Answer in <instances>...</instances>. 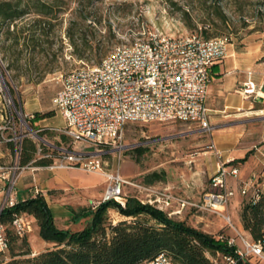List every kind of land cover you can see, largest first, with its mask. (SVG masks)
<instances>
[{
	"label": "rangeland",
	"instance_id": "obj_1",
	"mask_svg": "<svg viewBox=\"0 0 264 264\" xmlns=\"http://www.w3.org/2000/svg\"><path fill=\"white\" fill-rule=\"evenodd\" d=\"M6 1L15 0H0V3ZM43 1L55 5L53 18L32 14L18 21L16 29L11 26V34L20 38L19 45H14V40L4 31L0 34V69L6 84L4 88L0 84V108L3 96L11 94L17 110L22 106L24 114L54 113L47 119L32 121L33 127L63 126L53 106L63 79L80 67L100 64L116 45L124 43L118 35L128 31L138 33L146 28L167 36L221 37L228 40L229 50L232 47L237 50L261 47L264 50V0L222 1L220 6L227 16L226 23L210 8L214 0ZM43 138L49 142L57 141L55 134ZM211 139L210 134L185 123L130 124L124 133L123 144L127 149L121 155H108L104 170L109 174L119 173L132 183L124 188L126 203L130 197L146 202L149 196L161 198V203L163 197L159 194L202 201L218 163L226 161L210 146ZM252 153L246 155L247 159ZM234 160L241 177L230 179V185L238 191L241 181H246L251 174L246 171L244 162H239L241 159ZM253 169L255 175H260L263 167L260 164ZM32 173L39 172L27 170L18 180L16 190L20 196L24 193V180L31 181ZM68 176L71 184L50 187L41 195L54 215L57 228L79 232L88 225L89 218L78 221V215L101 200L103 195L97 191L104 193L106 179L77 169L69 170ZM92 185L98 189L84 188ZM247 201V197L237 192L228 210L233 223L243 232L247 231L243 228L241 213ZM27 219L31 230L23 237L12 236L13 229L6 226L11 235L10 246L0 257L1 262H9L14 255L17 259L24 258L22 255L28 251L31 254L26 257H33L54 248L53 244L40 238L38 221L29 215ZM142 219L154 223L146 217ZM171 219L213 237L234 235L222 217L209 212L188 207ZM124 220L129 219L114 209L108 211V222L112 225Z\"/></svg>",
	"mask_w": 264,
	"mask_h": 264
},
{
	"label": "built area",
	"instance_id": "obj_2",
	"mask_svg": "<svg viewBox=\"0 0 264 264\" xmlns=\"http://www.w3.org/2000/svg\"><path fill=\"white\" fill-rule=\"evenodd\" d=\"M118 44L100 64L83 66L69 73L53 100L54 111L63 121L62 127H33L34 114L17 110L11 94L3 96L0 108V214L18 204L17 184L27 171L81 170L106 179V189L100 201H115L125 207L124 188L132 185L119 173L105 172L108 155H121L124 133L130 124L185 123L212 134L207 101L212 83V68L229 55L225 38L206 39L196 34L167 36L143 28L118 35ZM0 72L2 73L1 69ZM3 75V73H2ZM6 87L4 76L0 79ZM253 82L246 83L243 93L252 95ZM3 92V89H1ZM43 132L55 134L57 141L49 142ZM32 141L36 158L21 166L22 144ZM43 163V164H40ZM235 160L219 162L210 178L209 189L200 203L189 204L168 194H159L167 206L180 204L181 214L187 206L200 212L222 217L234 235L218 236L229 253L206 251L213 264H256L264 262V239L255 241L233 223L228 213L237 192L252 203L264 195V165L260 175L241 181L237 191L230 179H240ZM38 193L34 187L32 190ZM23 213L16 215L11 228L18 237L31 230ZM8 247L6 227L0 224V252ZM142 264H173L164 253Z\"/></svg>",
	"mask_w": 264,
	"mask_h": 264
},
{
	"label": "trees",
	"instance_id": "obj_3",
	"mask_svg": "<svg viewBox=\"0 0 264 264\" xmlns=\"http://www.w3.org/2000/svg\"><path fill=\"white\" fill-rule=\"evenodd\" d=\"M222 1L224 0H214L210 8L226 23L227 16L220 6ZM54 7L53 3L43 0L1 2L0 34L4 31L14 40V45H19L20 38L11 34V26L16 29L18 21L32 14L51 19L54 16ZM85 18L87 19V16ZM34 116V121H38L52 117L54 113L41 115L38 112ZM47 134L51 133L43 132L41 136ZM36 153V145L30 140H24L21 166H28L36 158ZM246 160L247 157L239 162ZM110 209L116 210L129 220L112 225L108 222ZM23 213L38 221L40 238L53 244L54 248L33 257H26L31 254L29 251L24 253L22 256L25 257L21 259L14 255L9 262L0 261V264H142L161 253L166 254L173 264H213L205 255L207 250L212 253L231 252L218 237L203 233L184 222L175 221L163 211L143 204L133 197L127 199L125 207L115 201H108L96 209L84 210L77 220L89 218V222L79 232L57 228L54 215L42 195L19 201L14 207L4 209L0 214V224L10 226L14 217ZM143 217L154 223L142 219ZM241 221L244 230L253 240L264 239V195L256 203L247 201L244 204ZM6 235L8 247L4 252H0V257L10 246L11 235L9 236L7 228ZM12 236L16 237L14 233Z\"/></svg>",
	"mask_w": 264,
	"mask_h": 264
},
{
	"label": "crops",
	"instance_id": "obj_4",
	"mask_svg": "<svg viewBox=\"0 0 264 264\" xmlns=\"http://www.w3.org/2000/svg\"><path fill=\"white\" fill-rule=\"evenodd\" d=\"M249 81L254 83L255 91L252 95H245L243 89ZM207 106L214 128L210 146L214 151L220 152L226 161L244 159L253 152L244 165L251 176L255 175L253 168L264 165V50L261 47H247L245 50L232 47L228 57L213 66ZM38 172L32 173V180L28 183V179L24 180L23 195L20 196L17 192L18 202L35 198L50 187L71 184L68 171ZM34 187L39 191L37 194L32 191ZM84 188L98 189L95 185ZM97 194L103 195L102 190L97 191ZM156 198L149 196L148 201H140L163 211L169 218L181 210L176 201H171L167 206L164 199L160 203L161 198ZM174 198L189 204L201 202V199L191 201L181 197ZM158 203L159 206H155ZM188 207L190 208H186Z\"/></svg>",
	"mask_w": 264,
	"mask_h": 264
},
{
	"label": "water",
	"instance_id": "obj_5",
	"mask_svg": "<svg viewBox=\"0 0 264 264\" xmlns=\"http://www.w3.org/2000/svg\"><path fill=\"white\" fill-rule=\"evenodd\" d=\"M0 79H1V81H3V75L1 72H0Z\"/></svg>",
	"mask_w": 264,
	"mask_h": 264
}]
</instances>
